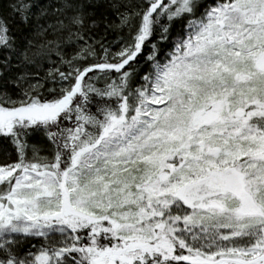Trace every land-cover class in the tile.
Returning a JSON list of instances; mask_svg holds the SVG:
<instances>
[{"label": "snow or ice", "instance_id": "6c2138e0", "mask_svg": "<svg viewBox=\"0 0 264 264\" xmlns=\"http://www.w3.org/2000/svg\"><path fill=\"white\" fill-rule=\"evenodd\" d=\"M0 264H264V0H0Z\"/></svg>", "mask_w": 264, "mask_h": 264}]
</instances>
